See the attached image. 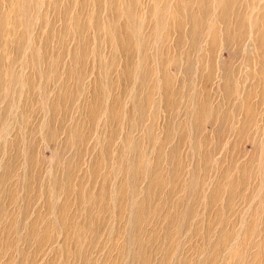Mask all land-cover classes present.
<instances>
[{"label":"rangeland","instance_id":"rangeland-1","mask_svg":"<svg viewBox=\"0 0 264 264\" xmlns=\"http://www.w3.org/2000/svg\"><path fill=\"white\" fill-rule=\"evenodd\" d=\"M200 5L0 0V264H264V0Z\"/></svg>","mask_w":264,"mask_h":264},{"label":"bare ground","instance_id":"bare-ground-1","mask_svg":"<svg viewBox=\"0 0 264 264\" xmlns=\"http://www.w3.org/2000/svg\"><path fill=\"white\" fill-rule=\"evenodd\" d=\"M209 0H204V2H205V4L207 5V7H204L203 5H200V10L198 11L199 13H200V15H202L203 16V14L204 15H206V16H209V15H213L212 14V10H213V7H214V5H215V7H217V5H218V7L219 6H221V8H222V10L224 11V17L225 18H229L230 19V0H215L214 2H213V4H211L212 5V7L210 6V9L208 8V5H210V3L208 2ZM225 1V4H223L222 2H224ZM182 3H185V1H182ZM190 4H195V2H193V3H189L188 2V12L191 14V13H193V9H190ZM200 4H201V2H200ZM184 7L186 8V3H185V5H184ZM162 9V8H161ZM182 9L183 8H181L180 6H178V10L177 11H179V12H181L182 11ZM263 11H264V9H262ZM161 11V10H160ZM126 13H129L128 14V19L129 20H133V18H132V15H133V13L132 14H130V12L131 11H129V9H127L126 11H125ZM22 13L23 14H25V12L24 11H22ZM26 13H27V11H26ZM171 14L172 13H170L169 14V10H167V7H166V9L164 10V11H162L161 13H160V16H159V19H157L158 20V29H160V30H162V29H165L166 28V25L167 24H165V20L167 19V17L168 16H171ZM198 14V13H197ZM5 19V18H4ZM197 19V16H195L194 17V20H196ZM249 20V19H248ZM248 20H247V22H248ZM175 21V20H174ZM179 20H177V22H178ZM190 21H191V17H190ZM6 22H7V20H6ZM176 22V21H175ZM251 22V21H250ZM157 23V22H156ZM168 23V22H167ZM192 23V25H193V27H194V25H196V23H194L193 21L191 22ZM190 23V24H191ZM243 23V22H242ZM77 24V23H76ZM75 24V25H76ZM176 24H179V22L178 23H176ZM125 25V24H124ZM127 25V24H126ZM181 25V24H180ZM180 25H178V26H180ZM241 25V24H240ZM252 25L254 26V24L252 23ZM122 26V25H121ZM175 26V25H174ZM78 27V26H77ZM81 27V26H80ZM123 27V26H122ZM121 27V28H122ZM126 27V26H125ZM168 27H169V25H168ZM167 27V29H169ZM127 28V27H126ZM125 28V29H126ZM67 29V28H66ZM71 29V28H70ZM85 29V28H84ZM179 29V28H178ZM82 30V29H81ZM117 30V29H116ZM115 29L113 30V34H114V39H115V44H116V47L118 48V49H124L125 51H127V52H129V54L127 53V56L129 57V58H133V57H135L136 55V53H138V51H139V53L140 52H143V50L141 51V49H143V43H142V41H141V38L143 39V37L140 35V33H137V30H136V28H133V30L131 31V33H132V35H130L129 37H131V42L132 43H129L128 41V43H125L126 45H124L123 44V42L121 41V39H120V37H119V35H118V33H117V31H116ZM119 30V29H118ZM183 30V29H182ZM182 30H181V33H182ZM258 30V29H257ZM69 31V30H68ZM180 31V30H179ZM228 31H229V27H228ZM70 32H71V30H70ZM230 32V31H229ZM82 33V32H81ZM125 33V32H124ZM135 33H136V36H135ZM183 34V33H182ZM193 34L195 35V36H197L198 35V31L194 28V30H193ZM78 36V35H77ZM82 36V35H81ZM122 36H123V31H122ZM125 36V35H124ZM126 37H128V36H126ZM80 38V37H79ZM124 38V37H123ZM261 38H262V40H264V33H262L261 34ZM127 40H128V38H127ZM135 40H136V42H137V45H138V49L136 50V49H134V42H135ZM130 41V40H129ZM80 42H81V40H80ZM125 42H126V40H125ZM197 40L196 39H194V41H193V44H196L197 45ZM81 44V43H80ZM84 46V45H83ZM115 46V45H114ZM20 47V46H19ZM84 48V47H83ZM85 49H86V47H85ZM120 53H123V52H120ZM126 55V54H125ZM166 55V54H165ZM75 56V55H74ZM82 56H83V54H82ZM81 56V57H82ZM123 56V55H122ZM76 57V56H75ZM76 58H78V56L76 57ZM83 58V57H82ZM85 58V57H84ZM170 58V57H169ZM45 59V58H44ZM47 59V58H46ZM45 59V60H46ZM75 59V58H74ZM134 59V58H133ZM166 59V58H165ZM164 59V60H165ZM80 60V59H79ZM41 61V57H38L37 59H36V62H40ZM73 62H74V60H72ZM127 61V60H126ZM145 61H148L147 60V58H145ZM42 62V61H41ZM76 62H77V60H76ZM44 64V63H43ZM77 64V63H76ZM38 65V64H37ZM114 66H115V64H114ZM50 67V66H49ZM71 72H73V71H71ZM0 73H1V71H0ZM74 74V73H73ZM1 75V74H0ZM136 75V74H135ZM135 75H133V78H134V76ZM156 76H157V74H155ZM47 76V75H46ZM138 76H140L139 75V73H138ZM145 77H146V74H145ZM72 78V77H71ZM121 79H124V77L123 78H121ZM126 79H127V77H126ZM0 80H2V79H0ZM171 80H169L167 77L163 80V95H164V98L163 99H165L164 101L166 102V104H167V107L168 108H170V106H171V101H170V99H171V97L172 96H174V93L173 94H171V90H172V85H171ZM62 87H66V85L65 86H62ZM101 87V86H100ZM155 87V89H156V86H154ZM66 89H68V88H66ZM65 90V89H64ZM69 90V89H68ZM101 89L99 88V91H100ZM76 91V90H75ZM62 92H63V90H62ZM66 92V91H65ZM57 93H58V91H57ZM57 93H56V96H57ZM74 93V92H73ZM72 93V94H73ZM74 95V94H73ZM107 95H108V92H107V86H105V85H103L102 86V91H101V93H100V99L103 101V102H105L106 101V98H107ZM61 96V95H60ZM70 96V95H69ZM69 96H67L68 98H69ZM62 98V97H61ZM113 98H115V97H113ZM152 96H151V94L150 93H148V95H147V101H148V103L149 104H152ZM55 99V98H54ZM57 99V98H56ZM70 99H72V98H70ZM96 99H98L97 97H96ZM59 100V99H58ZM57 100V101H58ZM56 101V102H57ZM94 101H96L95 99H94ZM100 102V103H103V102ZM55 102V101H54ZM60 102V101H59ZM144 102H146V99H145V101ZM62 103V102H61ZM61 103H60V106H62L61 105ZM64 103V102H63ZM98 103V102H97ZM118 105H121V100H115V101H113V105L111 106V108H110V113H111V116H112V119H110V122L109 123H116V122H118L117 121V119L120 117V111H121V106H118ZM100 106H101V104H100ZM100 106L99 107H97L96 108V106H95V110L93 111V114H94V116H95V119H96V122H97V120H98V118H99V116H100V111H99V109H100ZM54 109H55V107H54ZM217 109V108H216ZM92 110V109H91ZM208 110L209 111H212L211 110V107L208 105L207 106V104H203L202 106H200V108H199V111H198V115H197V117H200V116H203V115H205L207 112H208ZM123 111H125L124 109H123ZM92 112V111H91ZM90 112V113H91ZM122 112V111H121ZM126 113V112H125ZM124 113V114H125ZM127 115H128V113H126ZM95 122V123H96ZM83 127V126H82ZM75 137V136H74ZM77 141V142H80V143H82L83 141H82V139L81 140H75L73 137L71 138V141ZM72 141V142H73ZM112 142H111V139L108 141V144H109V146H110V144H111ZM108 146V147H109ZM111 147V146H110ZM193 183V185L195 184V182L193 181L192 182ZM153 184H155V185H157V186H159L160 185V183L159 182H155V183H153ZM192 185V187H194ZM216 191H218V190H216ZM217 194V193H216ZM214 196H216V195H214ZM142 215H143V211L142 210H137V212L135 213V217H136V223H137V225H138V223H140V222H142Z\"/></svg>","mask_w":264,"mask_h":264}]
</instances>
